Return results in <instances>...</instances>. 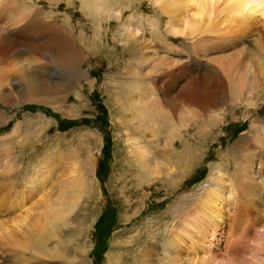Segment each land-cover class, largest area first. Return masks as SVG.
Masks as SVG:
<instances>
[{"label": "rangeland", "instance_id": "1", "mask_svg": "<svg viewBox=\"0 0 264 264\" xmlns=\"http://www.w3.org/2000/svg\"><path fill=\"white\" fill-rule=\"evenodd\" d=\"M0 1V258L6 264L81 258L146 264L143 250H154L157 241L152 234L176 229L171 214L179 205L200 197L210 203L204 195L210 188L222 196L215 226L198 222L210 219L205 209L185 215L177 229L203 232L204 245L186 240L188 250L164 254L178 263L156 264H264V53L240 23L261 28L262 19L235 12V28L227 29L221 12L211 32L199 36L191 29L204 25L194 24L200 13L182 5L186 13L175 14L186 18L187 38L159 43L138 23L160 12L152 0H133L104 15L110 25H98L100 33L116 35L109 43L91 38V17L78 1L73 7L66 0ZM53 15L80 22L84 30L74 29V37L82 40H59L48 25ZM159 24L164 38L169 19L162 16ZM198 37L207 41L193 48ZM143 159L155 163L146 177L159 190L145 204L125 172ZM127 195L138 215L124 212Z\"/></svg>", "mask_w": 264, "mask_h": 264}, {"label": "bare ground", "instance_id": "2", "mask_svg": "<svg viewBox=\"0 0 264 264\" xmlns=\"http://www.w3.org/2000/svg\"><path fill=\"white\" fill-rule=\"evenodd\" d=\"M50 1L59 3L58 0H50ZM77 1H78V4H80V8L83 11L84 16L91 17L90 22L93 24V26H92L93 30H91V31H94L91 34V38H93V40H94L95 37H98L100 35V37H98V38L107 37V41L109 43H112L116 39V35H115V37L113 35H110V33H109L110 29L108 30V32L106 31L107 33H104V34L100 33L99 30H101V29L99 28L98 25L101 24L102 21L103 22L105 21L107 23L106 26L110 25L109 22H108V19H110V18H106V16H104V15L108 14L109 11H111L112 9H115V8H119V7L123 8L124 6L130 7V5L133 2V0L132 1L131 0H66V4H67V6H72L73 7L74 4H77ZM162 1H164V2H162ZM151 5L155 6V10L156 11L160 12V13H157L155 15V20L147 19V20H145L144 24L143 23H138V27L139 26H143V27L148 28L147 30L146 29L145 30L147 31V36L151 37V41H155V42H159V43L160 42L166 43L165 40L170 41L171 38H175V39L176 38H180V37L187 38V35H186V32H185L186 31L185 30V26L187 25V24H185L186 23V18H185V20H183L182 17L179 18V16L177 18V15H179L177 13L180 12L179 10L182 9L186 13L187 9L185 10V8H182L183 7L182 5H184L186 7L189 6V8L193 7V8H195L194 9L195 12L200 13L201 18L195 19L194 20V24H198V25L204 24V25H202V27H200L199 29L195 28L194 30L191 29V26H190V29L192 31L199 32V33H197L199 36L203 35L205 33H210L211 32V28L216 26L215 22H217V20H219L218 15L221 14V12H222V14L225 15V17H224L225 18L224 19L225 27H227V29H230V28H232L234 26V28H235V20L231 18L230 14H234L235 15V12H243L244 11L245 16L248 17V18L250 16L251 17L253 16L254 18H256L257 21H259V18L263 20V22H262L263 25H260L261 28L258 27L257 24H255L253 22L252 23L251 22H243V21L240 20V23L247 28V30L245 31V35L244 36L250 35L249 37H252L253 45L255 46L256 50H258V52L261 55H262V53H264V40H263L264 39V0H152V4ZM98 11H100L103 14H100V13L99 14H94V13H96ZM175 12H177V13L175 14ZM102 15H103V17L105 19L102 18ZM162 16H166L169 19V24L167 26L166 36H164L165 39L162 38L161 36H159V34H158V31L161 29V27H159V26H161L159 24V20L161 19ZM53 18L55 20H53L52 23H48V25L49 26L51 24L53 25L54 31H55L57 37H59L58 38L59 40H62L63 38L65 40H67V39L68 40H74L75 39L74 36H75V33H76L75 30L77 29V27H78V29L81 27V29L84 30L83 29L84 27L78 26V24L80 22L78 24H73V21L71 20V17L61 18L59 16L57 17V15H53ZM117 19H118V16H116V20ZM156 19H157V21H156ZM183 23H184V25H183ZM121 27L123 28L124 25L122 24ZM109 28H110V26H109ZM113 28H114V26H112L111 29H113ZM186 28H187V26H186ZM188 28H189V26H188ZM87 29H89V28H87ZM107 29H108V27H107ZM123 30L124 29H122V31ZM193 33H191V34H193ZM194 34H193V36H194ZM82 36H83L82 34L77 35L76 38H78V39H75V40H80L81 41L82 38H83ZM131 36H133V34H131L130 36H127V37L130 38ZM256 37L260 38V40H261L260 43H258L257 40L254 39ZM55 39H56V37H55ZM130 41L127 40V42H130ZM204 41H207V40L205 38L198 37V38L195 39V43L192 44V47L193 48L195 47V48L198 49L199 47H201L200 45ZM87 44H88V42H87ZM130 44H131V42H130ZM147 44H148V40H147ZM90 46H92V45H90ZM94 50H95V48H94ZM131 50L132 49H130V51ZM106 53H107V51H106ZM192 159H193V157H192V153H191L189 156L184 157L183 161L186 162L187 164H189L191 162L190 160H192ZM187 161H190V162H187ZM132 163L133 164H131L130 166L127 165V167H125L126 169L125 168L124 169L126 170L125 172H128V173L132 174L131 175L132 176V181H134V182L137 181L136 184H135V186H136L135 188L139 187L138 188V194H140L139 196L141 197L140 203L141 204H145L144 203V201H145L144 198H146L147 196L149 198V196L151 194H153L154 191H159V190L155 189V187L153 185H150L148 183V179L149 178L146 177L147 175H149V172H151V170H155V163L152 162V164H151L149 162V160H146V159H143L142 164H139V162L137 160L134 161V162L132 161ZM175 163H182V162L176 161ZM183 167H184V165H183ZM139 168H141L142 171H139V170H141ZM124 176L127 177V174H125ZM126 180L130 181V179H126ZM126 180L124 181L125 183H122V186H123L122 190L125 191L126 193H128L129 189L127 188V185H126L127 181ZM182 188H184V186H177L176 185L175 190L182 189ZM211 190H213L212 193H205L204 194L206 196L211 195V197H212L211 202L208 203V204H204L201 201L202 198L200 197L199 199L198 198L194 199L193 202H191L192 205L191 204L188 205V206L187 205L186 206L179 205V207H178V211H180L179 215H178V211H177L176 214H173V215L171 214V216L175 218V222H174L173 227H175L176 229L171 230L168 233H164L163 235H161L158 232H156L157 234L156 233L152 234L153 237H156L157 241L154 242V245H153L154 250H152V251H147L145 249L143 250L145 252V253H143L144 254V256H143L144 257V263H146V264L175 263V262L178 263L179 260L174 259L175 256L173 258H171V257L169 258L167 256H164V254L167 253L168 255H171V253H172L174 255H176V254L178 255V253L181 252V250H183V249H187L188 250V248L186 247V244H184V241H186V240H188V242H190L191 246H196L197 247L199 245L200 246L204 245L205 239H204L203 232H197V231H195L194 228H190L189 230L188 229L187 230L186 229L182 230V233H183L182 234V233L178 232L177 229H179L178 227L182 224L181 223V219H183V217L185 215L187 216L188 214H190L193 211H199V210L205 211V209L207 211H210L212 215L214 214V216L211 215L210 219L206 220L205 222L202 221V219L200 221H198V222L201 225L202 224H206V222H208V223L210 222L211 226H215V223H213V222H215L217 220V218L220 216L219 209H218L219 206L218 205L221 204L220 202L222 201V199H221L222 196L214 191L216 189L210 188V191ZM134 192H135V190H134ZM130 194H132V193H130ZM171 194H173V193H171ZM123 205H124V210H125V211L124 210L123 211L125 213H133V214L138 215V212L140 211L139 210L140 207H136L137 203L136 202L134 203L132 201V199L130 198V196H128V195L125 196V200L123 201ZM184 207L186 208V210L184 209ZM143 209H144V207H143ZM214 217H216V219ZM127 218H130V217H127ZM211 219H213V220L211 221ZM22 221H24V220H20L18 222L22 223ZM141 225H143L142 222H141ZM154 226H155V224H154ZM130 229H132V228H130ZM214 231H215V229H213V232ZM141 234H140L139 238H142V236L144 234H146V233H141ZM166 237H167V239L168 238H171V239L170 240H165ZM194 238L196 239V243L194 241ZM158 239H160V240H158ZM202 240H204V241H202ZM42 243H43V241H42ZM159 248L162 250L161 253L157 252V250H160ZM263 250L264 249H262V251ZM179 259H181V258H179ZM213 259L214 258L211 257V258L207 259L206 262L212 261ZM203 260H205V259H203ZM203 260H201L198 263H202ZM161 261H165V262H161ZM182 261L186 262L187 259L185 258V260H182ZM76 263L77 264H88L86 259H83V258H81ZM0 264H6V260L0 258Z\"/></svg>", "mask_w": 264, "mask_h": 264}]
</instances>
